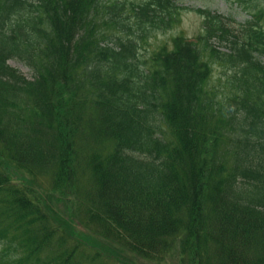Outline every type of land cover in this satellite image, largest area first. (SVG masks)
Here are the masks:
<instances>
[{
  "label": "trees",
  "instance_id": "trees-1",
  "mask_svg": "<svg viewBox=\"0 0 264 264\" xmlns=\"http://www.w3.org/2000/svg\"><path fill=\"white\" fill-rule=\"evenodd\" d=\"M231 1L249 18L193 7L189 38L178 0H0V164L19 169L0 173V264L108 254L27 176L141 261L264 264V1Z\"/></svg>",
  "mask_w": 264,
  "mask_h": 264
},
{
  "label": "rangeland",
  "instance_id": "rangeland-1",
  "mask_svg": "<svg viewBox=\"0 0 264 264\" xmlns=\"http://www.w3.org/2000/svg\"><path fill=\"white\" fill-rule=\"evenodd\" d=\"M264 1V0H263ZM178 3L183 6H187L188 8H193V7H210L212 10H215L217 12L221 13H232L234 14L235 20L237 22H243L245 19V14L240 13L237 8L236 4L232 2L231 0H178ZM180 23L175 27L174 29L169 30L170 33L172 34H177L179 32L183 33L187 37L193 36L199 29L200 23L202 18L200 17L199 14L192 10H184L181 13L180 16ZM249 18V17H247ZM262 27L264 28V20L261 22ZM168 34H159L156 38H152L149 40V44L151 46L165 41L168 38ZM10 65L16 67L22 74H24L26 77H29L31 75L30 69L25 66L23 63L17 61V60H10L9 61ZM221 68L217 67L215 69V74H214V79L211 80V83H214L218 80V76L221 74ZM68 140H71V137H68ZM72 166H74V162H70ZM14 167V172L16 173L19 171L18 167ZM36 181V179H34ZM15 183L14 181H12ZM37 182V181H36ZM21 183L20 185H22ZM38 184V188L33 187L31 184H26L27 188L30 190L29 196H31L33 199H48V204L47 207L48 209L51 210V217L54 220H57L62 225L66 231L73 232V226L71 224L70 220H67L64 218L60 212H62L61 208H63L64 213H62L66 217H70L74 223V226H78L77 220H79L76 216H79V203L83 201V197L79 198L80 194L76 196V194L69 192L66 187H62V190H53L50 191L48 188H45L43 185ZM80 217V216H79ZM80 221V220H79ZM58 225V224H57ZM82 231V234L85 236V239L83 240L84 243L88 247H97L98 251L102 250L103 252H107V256L103 254L100 256L98 260L101 261V264H107L109 261L108 256L111 254L113 257L116 258H122V260L126 261L129 264H149L146 261H141L137 257L134 256H129L124 250H122L119 246L116 244H113L111 242H108L104 240L101 236L93 233V232H86ZM10 233V232H9ZM8 233V234H9ZM87 246H81L80 249H89ZM3 249V246H0V250ZM79 259H82V255H77L73 257V261L77 262ZM83 259L80 260L78 264H82ZM92 264L90 260H87V264Z\"/></svg>",
  "mask_w": 264,
  "mask_h": 264
}]
</instances>
